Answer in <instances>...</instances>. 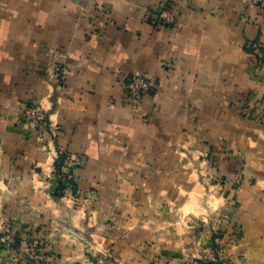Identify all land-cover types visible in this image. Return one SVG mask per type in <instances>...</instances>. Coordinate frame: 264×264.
I'll list each match as a JSON object with an SVG mask.
<instances>
[{"label": "crops", "instance_id": "1", "mask_svg": "<svg viewBox=\"0 0 264 264\" xmlns=\"http://www.w3.org/2000/svg\"><path fill=\"white\" fill-rule=\"evenodd\" d=\"M132 73L158 79L134 103ZM203 154L222 182L204 183ZM1 217L53 264H89L87 244L105 264H183L220 225L224 264H264V3L0 0Z\"/></svg>", "mask_w": 264, "mask_h": 264}, {"label": "rangeland", "instance_id": "2", "mask_svg": "<svg viewBox=\"0 0 264 264\" xmlns=\"http://www.w3.org/2000/svg\"><path fill=\"white\" fill-rule=\"evenodd\" d=\"M207 156L211 158L209 154ZM200 164V171L202 172L201 177L204 183L213 184L218 181H223L219 178L208 180L207 175H209V173L216 177L213 169V163L210 172L207 165L202 161V157L200 158ZM64 175L68 176V174ZM64 185H69L75 192V199L73 200L74 207L83 209L84 211L88 210L93 200L92 191L88 189L78 190L76 184L69 180L65 181ZM60 186L62 185H59V187ZM3 226L4 229L11 234L10 236L13 240L9 247H4L2 245L3 243L0 242V248H4L10 253V264H16L20 260H24L29 264H53L54 257L51 253L44 251V245L41 241L36 242L17 237L12 229L11 221L7 218L1 217L0 227ZM225 228L227 227L224 225L222 227V225H220L210 232V243L207 246H187L184 251L186 258L183 264H224V256L229 255V247L227 245V241L225 240ZM185 241L187 242L186 239ZM85 248L88 251L89 257H91L92 254L94 255V259H91L92 261H90L89 264H105L107 260L113 258V253L109 247H102L99 251H97L98 254L97 252H93V248L90 247V244H87Z\"/></svg>", "mask_w": 264, "mask_h": 264}, {"label": "built area", "instance_id": "3", "mask_svg": "<svg viewBox=\"0 0 264 264\" xmlns=\"http://www.w3.org/2000/svg\"><path fill=\"white\" fill-rule=\"evenodd\" d=\"M249 4H263L264 0H246ZM174 20L173 16L168 12H162L158 18L159 22H172ZM54 71L58 78L63 74V68L60 65L55 66ZM158 86V79L151 75L132 73L125 77L124 80V89L127 97L132 103L140 100L142 97L150 94ZM24 120L32 126H38L45 123V116L39 106H29L25 108L23 114ZM202 161L207 165V168L210 172L212 166V160L203 154ZM208 180L215 179L212 174L207 175ZM11 234L6 231L3 227H0V242L3 243L4 247H9L12 244ZM24 245V244H22Z\"/></svg>", "mask_w": 264, "mask_h": 264}, {"label": "trees", "instance_id": "4", "mask_svg": "<svg viewBox=\"0 0 264 264\" xmlns=\"http://www.w3.org/2000/svg\"><path fill=\"white\" fill-rule=\"evenodd\" d=\"M154 91H152V92H154ZM64 157H65L64 154L60 155L59 158L57 159L56 163H55V171H56V174H57V177H58V181L62 182L63 184H64L65 181H67V177L64 174H62V172H61V166L63 164Z\"/></svg>", "mask_w": 264, "mask_h": 264}]
</instances>
